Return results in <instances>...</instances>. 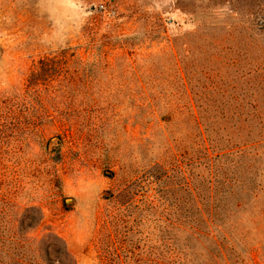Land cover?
Returning a JSON list of instances; mask_svg holds the SVG:
<instances>
[{
    "label": "rangeland",
    "instance_id": "1",
    "mask_svg": "<svg viewBox=\"0 0 264 264\" xmlns=\"http://www.w3.org/2000/svg\"><path fill=\"white\" fill-rule=\"evenodd\" d=\"M98 5L115 15L98 13ZM165 53L209 79L201 86L226 89V106L264 119V0H0V264H40L30 243L47 233L76 264H95V243L130 184L140 190L145 163L164 157L170 165L178 148L184 152L185 119H170L166 137L156 119L126 112L110 119L105 111L126 105V90L138 85L127 81L121 57L136 63ZM46 58L58 79L28 85ZM67 108L73 119H65ZM185 195L171 197L181 206L179 227L141 217L128 264H156L167 248L161 235L185 247ZM32 207L41 221L19 227L24 213L36 218ZM245 209L218 235L219 264H264V191Z\"/></svg>",
    "mask_w": 264,
    "mask_h": 264
},
{
    "label": "trees",
    "instance_id": "2",
    "mask_svg": "<svg viewBox=\"0 0 264 264\" xmlns=\"http://www.w3.org/2000/svg\"><path fill=\"white\" fill-rule=\"evenodd\" d=\"M95 11L115 15L105 5H98ZM126 59L120 58L127 81L138 85L126 90V105L105 109L109 118L121 119L126 112V119H156L154 124L163 135L170 119H185L186 149L183 152L178 148L170 165L164 157L145 163L139 177L140 190L133 193L135 182L130 184L126 200L111 217L110 228H103L95 243V264H128L127 257L135 256L140 243L133 235L141 217L143 221L152 219L161 229L179 227L181 206L171 197L182 191L187 200V244L178 247L173 239L161 235L160 243L167 248L160 247L156 264H192L197 258L202 264H219L223 251L218 235L230 229L249 201L264 191V119H249V109L247 113L241 104L226 106L220 100L227 90L214 81L201 86L202 79H209L192 71L191 63L177 55L143 57L136 63ZM57 70L52 59L41 60L28 85L57 80ZM65 113V119L76 115L71 108ZM143 124L146 126L147 120ZM30 210L36 212V218L24 213L18 220L19 227L34 228L41 221V211L35 207ZM30 245H35V258L40 264H76L65 243L53 233Z\"/></svg>",
    "mask_w": 264,
    "mask_h": 264
},
{
    "label": "water",
    "instance_id": "3",
    "mask_svg": "<svg viewBox=\"0 0 264 264\" xmlns=\"http://www.w3.org/2000/svg\"><path fill=\"white\" fill-rule=\"evenodd\" d=\"M55 141H56L55 138L51 139V142L52 143H54ZM69 201H71V200H69Z\"/></svg>",
    "mask_w": 264,
    "mask_h": 264
},
{
    "label": "bare ground",
    "instance_id": "4",
    "mask_svg": "<svg viewBox=\"0 0 264 264\" xmlns=\"http://www.w3.org/2000/svg\"><path fill=\"white\" fill-rule=\"evenodd\" d=\"M67 203H70L69 201H67Z\"/></svg>",
    "mask_w": 264,
    "mask_h": 264
}]
</instances>
